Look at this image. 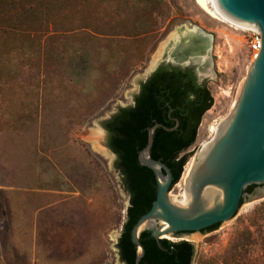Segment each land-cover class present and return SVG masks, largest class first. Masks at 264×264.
Wrapping results in <instances>:
<instances>
[{"label":"rangeland","instance_id":"rangeland-1","mask_svg":"<svg viewBox=\"0 0 264 264\" xmlns=\"http://www.w3.org/2000/svg\"><path fill=\"white\" fill-rule=\"evenodd\" d=\"M13 3L0 0V25L20 27L0 29V264H123L113 244L126 192L112 166L116 156L108 149L100 120L133 104L139 85L180 31L198 26L210 33L217 83L206 81L213 105L201 118L188 150L195 148L192 156L169 190L170 198L182 199L186 166L210 139L211 126L231 114L253 63L247 33L214 19L195 0H104L60 20L93 23L98 34L21 32V0ZM95 134L100 136L94 141ZM38 191H100L112 211L107 220L112 225L97 245H71L68 251L54 236L53 220L46 227H25L28 216L21 204ZM261 203L264 195L242 203L216 229L186 237L194 246L192 264L221 260L238 223L247 225ZM81 230L86 236L87 229Z\"/></svg>","mask_w":264,"mask_h":264},{"label":"trees","instance_id":"trees-1","mask_svg":"<svg viewBox=\"0 0 264 264\" xmlns=\"http://www.w3.org/2000/svg\"><path fill=\"white\" fill-rule=\"evenodd\" d=\"M14 4L16 0H8ZM104 0H21V32H76L86 30L98 34V27L80 19L64 23L60 20L70 12H83L86 5ZM9 31L20 30L13 25L1 26ZM213 105L206 82H198L193 67L161 65L140 85L134 104L120 108L103 122L108 132V147L116 154L115 167L122 177L124 190L129 194V206L117 249L123 264H134L136 245L131 230L138 219L147 213L155 200L157 183L153 171L138 161L139 152L147 143L148 130L153 132L150 148L152 159L164 163L172 174L171 186L177 183L195 144L197 129L204 113ZM170 186V187H171ZM249 185L243 193H251ZM243 203L240 199L239 207ZM219 223L207 228L212 231ZM144 255L138 264H192L193 243L186 240H156L149 231L139 238ZM213 264V263H212ZM214 264H264V203L256 206L247 225L238 223L221 260Z\"/></svg>","mask_w":264,"mask_h":264},{"label":"water","instance_id":"water-1","mask_svg":"<svg viewBox=\"0 0 264 264\" xmlns=\"http://www.w3.org/2000/svg\"><path fill=\"white\" fill-rule=\"evenodd\" d=\"M217 4L236 20L258 28L261 33L259 54L249 68L231 114L219 125L214 138L204 142L182 187V205L173 202L169 196L171 171L164 163L150 156L153 132L161 124H155L148 130L147 143L139 152L138 161L153 171L157 191L149 211L138 219L131 230V240L136 245L134 264H138L144 255L139 242L142 232L149 231L156 240L168 234L174 239L190 241L184 238L197 237L207 232H203V229L217 223L220 226L232 219L240 208L241 198L244 203L264 195V0H217ZM211 39L212 35L198 26L180 31L142 82L159 66L172 63L180 66L191 64L193 69L196 65L198 82L212 79L217 83L210 57ZM204 44L209 45L210 62L207 69V53L198 51ZM120 108L102 118L101 123ZM101 130L107 133L106 129ZM112 166L122 184L115 162ZM249 185H254L253 191L243 193ZM128 206L129 194L126 192L121 226ZM120 233L113 244L117 253Z\"/></svg>","mask_w":264,"mask_h":264},{"label":"crops","instance_id":"crops-1","mask_svg":"<svg viewBox=\"0 0 264 264\" xmlns=\"http://www.w3.org/2000/svg\"><path fill=\"white\" fill-rule=\"evenodd\" d=\"M31 194L24 199L25 205L21 204L24 208L23 214L28 216V218L25 216L27 218L25 227H46L47 224L44 225V223L53 220L54 222L51 223H55L53 225L56 230L54 236L58 235L61 242L67 244L68 251L69 247L73 248L71 245L81 244L89 248L97 245L100 235L112 225L107 221L112 218V211L107 209L105 195L100 191L94 192L93 195H86L79 191H38ZM53 208L57 209L56 213L48 214L47 211ZM84 228L87 229L86 236L81 230ZM98 251L99 248L97 253Z\"/></svg>","mask_w":264,"mask_h":264},{"label":"bare ground","instance_id":"bare-ground-1","mask_svg":"<svg viewBox=\"0 0 264 264\" xmlns=\"http://www.w3.org/2000/svg\"><path fill=\"white\" fill-rule=\"evenodd\" d=\"M195 2L204 12L209 14L214 19H217L218 21H221L223 23H228V24L236 26V27H241V28H246V29L253 28L250 25H246V24L242 23L241 21L236 20L234 17H232L230 14H228L222 7H220L217 4V0H195ZM184 30H185V28H184ZM218 127H219V125L218 126L217 125L211 126L210 131L212 132V135H211L210 139L203 141L201 143V145H200L198 151L196 152L195 156L191 159V161L186 166L184 174H183L184 181H186V179H187V177H188V175H189V173L193 167V164H194L204 142L211 141L214 138V136L216 135ZM95 135H97V136H95ZM95 135H94L95 138H93L94 141L98 140L99 136H100L99 134H95ZM172 199H173V202H175L179 205L183 204V199L179 200L175 197H172ZM161 237L169 239V240L174 239V238L170 237L168 234L162 235ZM184 239H187V238H184ZM187 240H189V239H187Z\"/></svg>","mask_w":264,"mask_h":264},{"label":"built area","instance_id":"built-area-1","mask_svg":"<svg viewBox=\"0 0 264 264\" xmlns=\"http://www.w3.org/2000/svg\"><path fill=\"white\" fill-rule=\"evenodd\" d=\"M253 28L246 29L239 27L242 31L247 33V45L251 52V61L253 62L257 55L259 54L260 49V40H261V33L258 28L251 26Z\"/></svg>","mask_w":264,"mask_h":264},{"label":"flooded vegetation","instance_id":"flooded-vegetation-1","mask_svg":"<svg viewBox=\"0 0 264 264\" xmlns=\"http://www.w3.org/2000/svg\"><path fill=\"white\" fill-rule=\"evenodd\" d=\"M208 41H209V39H208ZM209 44H210V42H209ZM194 45H196V44H194ZM204 49V50H203ZM190 50H192V47H190ZM208 50H209V45L208 44H204V46H202V48L200 49V50H198V51H206V53H207V55H206V62H205V67H206V69H207V67L209 66V62H210V58L208 57ZM186 51H189V49L188 50H186ZM169 65H171V66H180V65H175V64H172V63H168ZM190 66H193V65H191L190 64ZM189 65L188 66H180V67H182V68H185V67H190ZM194 72H195V75H196V79H198V76H197V73H196V65H195V69H194ZM107 134H108V132H107ZM107 145H108V140H107ZM211 227V226H210ZM207 228H209V227H207ZM207 228H205V229H203L202 231L204 232V231H207L206 229Z\"/></svg>","mask_w":264,"mask_h":264}]
</instances>
